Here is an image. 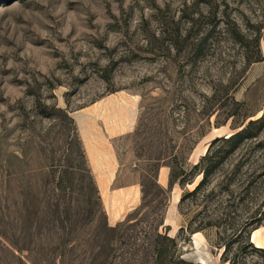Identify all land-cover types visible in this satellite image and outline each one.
I'll list each match as a JSON object with an SVG mask.
<instances>
[{
    "label": "rangeland",
    "instance_id": "1",
    "mask_svg": "<svg viewBox=\"0 0 264 264\" xmlns=\"http://www.w3.org/2000/svg\"><path fill=\"white\" fill-rule=\"evenodd\" d=\"M119 92L137 119L113 187L142 197L109 225L79 121ZM256 228L264 246V0H0V264H154L162 244L200 264L195 232L224 264Z\"/></svg>",
    "mask_w": 264,
    "mask_h": 264
},
{
    "label": "crops",
    "instance_id": "2",
    "mask_svg": "<svg viewBox=\"0 0 264 264\" xmlns=\"http://www.w3.org/2000/svg\"><path fill=\"white\" fill-rule=\"evenodd\" d=\"M85 109L98 117L93 121L90 114L81 116L80 138L97 181L107 223L114 225L141 203V187L135 181L113 187L116 157L112 142L114 138L133 130L137 119L136 100L133 95L119 92L103 97ZM158 183L162 187L168 183V169H159Z\"/></svg>",
    "mask_w": 264,
    "mask_h": 264
},
{
    "label": "trees",
    "instance_id": "3",
    "mask_svg": "<svg viewBox=\"0 0 264 264\" xmlns=\"http://www.w3.org/2000/svg\"><path fill=\"white\" fill-rule=\"evenodd\" d=\"M252 124V121H250L249 125ZM246 129H244L241 132L235 133V134H231L229 137L227 138H219L220 140H222L225 143H229V144H235V142L240 138V136L245 133ZM200 162L196 163L193 166V169H197L198 165ZM202 177L200 179V181L197 183V185L193 188L192 191L190 192H186L180 199L179 202H182L186 197L193 195L195 192H197L201 186H203L205 180H206V176H207V171L206 170H200L199 173ZM179 182L181 183L182 181L179 180ZM172 184V180H169V185ZM190 226V224H189ZM247 227V224L242 226L239 230V233L236 237L241 236V234L245 231V228ZM200 230V229H199ZM163 239H166L168 242H170L171 244V248L170 249H175L176 245L173 241L172 238H167V237H161ZM235 238H230L228 242H224L222 243V252L220 255V259L223 262H227L228 264H246L245 260L247 259V256H254L256 257L258 260H253L250 261V264H264V248L263 247H257L255 246L253 243L251 242H245L242 243L238 246L237 248V252H232L231 251V243L232 240H234ZM169 249L168 245H160L158 247V255L157 257L154 259V264H162L163 261V257L162 254H164L165 252H167ZM169 264H192L191 262H187L185 260L182 259H173L172 257L169 260Z\"/></svg>",
    "mask_w": 264,
    "mask_h": 264
},
{
    "label": "bare ground",
    "instance_id": "4",
    "mask_svg": "<svg viewBox=\"0 0 264 264\" xmlns=\"http://www.w3.org/2000/svg\"><path fill=\"white\" fill-rule=\"evenodd\" d=\"M203 152H205V149L203 150ZM174 194H176V193H174ZM173 200H174V202L178 201V194H176V195L173 196ZM169 221H170V219H169ZM198 234H199V232H195V233H193V236H192L193 246H194V249L197 251L196 261L198 263H200V264H207V260H206V257H205L206 255H205V253H203V250H202V246L205 243L201 242L200 237L197 236ZM257 234H258V228L254 229L252 231V234H251V242H253L254 245L257 246V247H264L262 245V243H260L259 241H256L255 238H256V235ZM224 264H228V263L225 262Z\"/></svg>",
    "mask_w": 264,
    "mask_h": 264
},
{
    "label": "water",
    "instance_id": "5",
    "mask_svg": "<svg viewBox=\"0 0 264 264\" xmlns=\"http://www.w3.org/2000/svg\"><path fill=\"white\" fill-rule=\"evenodd\" d=\"M251 239V238H250ZM193 243V242H192ZM194 247V246H193Z\"/></svg>",
    "mask_w": 264,
    "mask_h": 264
}]
</instances>
